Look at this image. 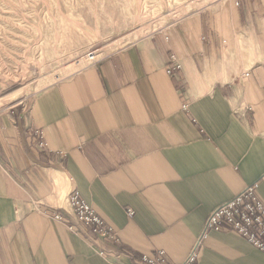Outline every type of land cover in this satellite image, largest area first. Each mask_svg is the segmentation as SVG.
I'll return each instance as SVG.
<instances>
[{"label":"crops","instance_id":"1","mask_svg":"<svg viewBox=\"0 0 264 264\" xmlns=\"http://www.w3.org/2000/svg\"><path fill=\"white\" fill-rule=\"evenodd\" d=\"M0 161V264H179L199 237L197 264H264L233 231L202 235L247 185L264 202V0H220L0 110ZM72 190L116 243L69 230Z\"/></svg>","mask_w":264,"mask_h":264},{"label":"rangeland","instance_id":"2","mask_svg":"<svg viewBox=\"0 0 264 264\" xmlns=\"http://www.w3.org/2000/svg\"><path fill=\"white\" fill-rule=\"evenodd\" d=\"M219 1L0 0V110L23 105L50 85L88 69L100 57ZM38 138V146L45 147ZM68 195L66 203L73 213ZM57 214L62 218L55 219L64 221ZM103 258L115 264L112 258Z\"/></svg>","mask_w":264,"mask_h":264},{"label":"built area","instance_id":"3","mask_svg":"<svg viewBox=\"0 0 264 264\" xmlns=\"http://www.w3.org/2000/svg\"><path fill=\"white\" fill-rule=\"evenodd\" d=\"M165 68L169 75H174L180 69V64L175 56H169ZM262 178L264 179V175ZM257 187L258 182L247 185L232 199L213 209L205 218L202 235L211 230L233 231L264 252V202L256 192ZM68 204H70L78 222V225H69L70 229L83 233L86 235L85 237L92 236L103 241L117 242V236L113 229L89 204L79 199L76 191L69 193ZM127 212L128 215L133 214V210L130 208ZM54 218L61 219L62 217L57 214ZM201 246V238L199 237L179 264H197ZM97 253L103 257L112 258L115 264H124L121 258L131 256V252L126 248L99 249ZM139 261L140 264H162L164 252L158 250L156 254L151 256L142 254Z\"/></svg>","mask_w":264,"mask_h":264},{"label":"bare ground","instance_id":"4","mask_svg":"<svg viewBox=\"0 0 264 264\" xmlns=\"http://www.w3.org/2000/svg\"><path fill=\"white\" fill-rule=\"evenodd\" d=\"M82 59H83V56H82L81 60H82ZM81 60H80V61H81Z\"/></svg>","mask_w":264,"mask_h":264}]
</instances>
